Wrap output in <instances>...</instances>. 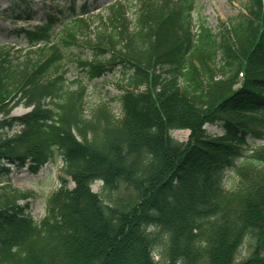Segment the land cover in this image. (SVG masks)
Returning <instances> with one entry per match:
<instances>
[{
    "label": "trees",
    "instance_id": "1",
    "mask_svg": "<svg viewBox=\"0 0 264 264\" xmlns=\"http://www.w3.org/2000/svg\"><path fill=\"white\" fill-rule=\"evenodd\" d=\"M7 1L0 17L36 20L32 0ZM120 1L106 17L75 0L43 7L42 25L12 31L33 50L26 62L0 45V264H264V0H245L218 33L203 21L193 33L196 0H140L134 22ZM219 57L223 78L208 66ZM67 59L90 81L123 72L122 92L86 114ZM20 104L30 110L12 116ZM58 161L74 187L62 178L36 221L9 168Z\"/></svg>",
    "mask_w": 264,
    "mask_h": 264
},
{
    "label": "rangeland",
    "instance_id": "2",
    "mask_svg": "<svg viewBox=\"0 0 264 264\" xmlns=\"http://www.w3.org/2000/svg\"><path fill=\"white\" fill-rule=\"evenodd\" d=\"M33 8L32 10L36 14L35 19L32 22H17L13 23L8 19L0 17V45L6 47V51L10 53L12 61L17 64L18 62H26L28 54L30 51H33L27 42L23 39L22 36H16L12 34V31L19 27L34 26L42 24L47 15V10L43 7H49L52 9H63L70 5V0H32ZM117 3H124L120 0H75V5L77 9L80 8L83 4H90L88 15H101L103 17L108 16L109 8L117 5ZM245 0H196V10L193 14L194 17V32H198L199 23L201 21L205 22L207 27L212 29L214 33H218L222 30L223 26H227L230 19L237 17L243 8ZM10 3L7 0H0V12L5 10ZM140 5V0H130L129 6L127 8V16L129 21L134 22L136 15L138 13ZM79 10V9H78ZM8 15L10 13L8 12ZM68 15V13H67ZM171 16V13L168 15V18ZM264 24V18H263ZM97 26V24H96ZM95 26V27H96ZM95 27L91 28L92 34L91 38L94 37L96 32ZM62 26L61 23H58L55 28V42H58L60 37ZM61 31V32H60ZM86 41L85 37H80L79 43L83 45ZM79 51L77 47L67 50L65 54L76 53ZM65 52V50H64ZM90 50L84 49L86 56H89ZM85 55L83 57H85ZM244 55H247L245 52ZM223 61L221 57L217 59L216 63L208 64L212 72L218 77L223 78L226 75L220 71ZM64 77L66 78L69 84L73 83L77 79H83L84 84L87 87L86 102H85V113L89 114L92 108L95 105H98L103 102L109 101L111 98L119 95L123 86H125V81H123V72L117 70L112 74H108L105 77L99 80L90 81L84 75L80 74L81 70L74 61L65 60V67L63 69ZM60 74V73H59ZM59 74H56L59 76ZM83 76V77H82ZM54 77V75L52 76ZM112 110L116 113L117 116L121 115V109L118 102L112 103ZM30 108L26 107L25 104H20L12 113V116H20L24 113H27ZM206 130L211 135H221L223 134V129L220 124L210 125L204 123ZM16 129L10 130V134H14ZM171 135L178 141L183 143H189L191 137L190 129H176L171 132ZM251 141L250 137L248 138ZM255 145L259 144V141H251ZM9 178L11 179V184L13 187L18 188L22 191H30L34 196L27 201H22V205L28 206V212L36 220L40 221L46 214L47 200L49 196L61 186V179L68 180V187L73 188L74 182L67 177L63 172V163L58 161L57 164L50 163L47 166L43 167L36 175H33L27 168L18 169L15 166H10L9 168ZM235 175L232 172H226L224 178V186L226 189H232L235 186L237 180ZM94 192L104 193L102 191V184L97 182L93 185ZM249 246H245L242 249V255L245 256L248 254Z\"/></svg>",
    "mask_w": 264,
    "mask_h": 264
}]
</instances>
